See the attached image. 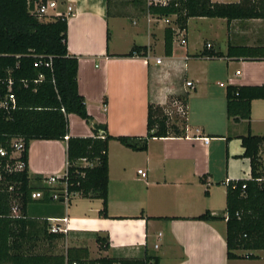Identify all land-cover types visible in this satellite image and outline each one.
I'll use <instances>...</instances> for the list:
<instances>
[{
    "label": "crops",
    "instance_id": "obj_1",
    "mask_svg": "<svg viewBox=\"0 0 264 264\" xmlns=\"http://www.w3.org/2000/svg\"><path fill=\"white\" fill-rule=\"evenodd\" d=\"M46 1L56 4L49 17L66 16L67 51L78 60V93L106 134L144 138L149 104L166 112L170 101H186L184 125L171 122L173 111L166 114L180 135L149 139L145 151L109 142L107 218L98 216L101 200L79 195L68 205L35 201L43 208L27 209V215L39 222L71 220L70 230L58 234L50 245L45 243L43 251L65 255L68 249H86L88 261L149 257L157 264H264V251L250 252L258 257L255 260L227 258L224 220L227 185L251 179L241 137L248 131L264 137V97L235 101L230 110L226 98L228 87L264 91V59L226 54L230 45L264 47V20L190 18L179 35L176 17L167 18L172 22L167 25L149 14L147 0L142 9L134 6L142 0ZM167 27L175 30L170 57L164 55ZM181 38L185 46L179 44ZM134 46L146 47L147 56L122 57ZM67 120L69 136L93 137L92 127L78 116L70 114ZM263 150L264 144L260 150L264 174ZM80 165L88 166L84 161ZM27 169L31 181L62 175L66 143L32 141ZM207 212L219 219L196 220Z\"/></svg>",
    "mask_w": 264,
    "mask_h": 264
},
{
    "label": "trees",
    "instance_id": "obj_2",
    "mask_svg": "<svg viewBox=\"0 0 264 264\" xmlns=\"http://www.w3.org/2000/svg\"><path fill=\"white\" fill-rule=\"evenodd\" d=\"M44 2L46 0H30ZM165 6L147 5L156 18L175 16L179 31H184L190 18H220L232 20H264V0H242L239 3L218 4L211 0H168ZM27 0H0V94L7 92L12 81L14 109L0 108V147L10 152L13 139H21L24 150L20 159L25 170L6 174L0 165V264H157V260L98 259L88 261L86 249H68L66 254H54L38 249L60 238L47 231L46 220L39 222L27 215L34 191H50L40 178L31 181L27 169L28 148L32 141H63L66 143V182L70 194L101 200L99 217L107 218L108 160L110 141L134 150L145 151L153 138L180 135L174 124L169 125L163 108L148 106L147 136L144 138L112 137L106 130L99 135L97 125L87 113L85 99L78 93V60L67 51L66 16L39 19L30 13ZM175 30H164V55L172 54ZM205 53V51H204ZM219 56V54H215ZM111 56V55H109ZM147 56V48L134 46L122 57ZM208 56V55H207ZM210 56V55H209ZM227 57L264 59V47L232 46ZM211 57V56H210ZM254 90L260 93L251 94ZM263 88L228 87L226 98L230 110L235 101L263 98ZM183 105L186 99L177 98ZM171 102V101H170ZM169 103L167 104V106ZM74 114L92 127L93 137L69 136L68 115ZM249 121V114H247ZM183 125L185 120H182ZM244 157L250 160L251 179L229 183L226 188L227 258L255 260L250 252L264 251V174L260 171V150L264 137L248 131L241 137ZM84 161L88 166L83 167ZM3 164V162H2ZM18 212V214L16 213ZM219 219L208 212L196 220ZM101 245L106 243L102 240ZM97 242H101L97 238ZM102 247V246H101ZM237 252H246L237 254Z\"/></svg>",
    "mask_w": 264,
    "mask_h": 264
},
{
    "label": "built area",
    "instance_id": "obj_3",
    "mask_svg": "<svg viewBox=\"0 0 264 264\" xmlns=\"http://www.w3.org/2000/svg\"><path fill=\"white\" fill-rule=\"evenodd\" d=\"M28 1V6L30 7V13L42 19L43 17L48 18L50 16V11L54 10L56 7L55 2L49 1ZM168 0H147V5H160L165 6ZM71 12V8L67 7V14ZM64 14H58L60 16ZM159 19V18H157ZM166 23H169L167 18H161ZM177 34L181 35L180 31ZM181 46L186 45V40L181 38L179 40ZM211 46L208 45L207 48ZM161 60L156 59V64H160ZM190 82L187 86H191ZM12 81H7V92L4 95L0 94V108L5 110L14 109L15 107V97L11 92ZM172 107L177 110L178 113L185 115V106L178 100L172 102ZM168 113V112H167ZM208 142V139H205ZM10 152L0 147V165L6 174H12L14 172H21L25 170V162L20 159L21 153L24 150V144L21 139H13L10 143ZM3 162V164H2ZM141 173V171H139ZM1 178V177H0ZM66 173L60 176H51L43 181V185L46 186L50 191L48 192V199L54 202H62L65 205L71 201V199L77 194H70L67 190ZM46 194L45 191H34L31 193L32 200H43ZM71 220L63 219H48V233L50 234H66L70 230ZM72 264H77L73 262Z\"/></svg>",
    "mask_w": 264,
    "mask_h": 264
},
{
    "label": "rangeland",
    "instance_id": "obj_4",
    "mask_svg": "<svg viewBox=\"0 0 264 264\" xmlns=\"http://www.w3.org/2000/svg\"><path fill=\"white\" fill-rule=\"evenodd\" d=\"M140 1V0H139ZM134 6L136 7V8H138V9H142V8H144L146 5L144 4V0H142V3H136V4H134ZM172 21V20H171ZM170 21V22H171ZM167 25H172V22H171V24L169 23V24H167ZM162 26H161V24H160V28H161ZM156 31H158V30H156ZM155 31V32H156ZM156 33H158V32H156ZM175 42H176V40H175ZM157 53H159L160 55L162 54L161 52H160V49H159V47L157 46ZM172 102L173 101H171L170 103H169V105L166 107V112H164V114L166 115V114H168V113H170V112H172V115H170V116H172L171 117V122L173 121H176L177 120V122H178V125L179 126H182V124H181V122H182V120H184V118H183V115L181 114V113H178L177 112V110L175 109V108H172ZM171 108V109H170ZM168 112V113H167ZM263 161V163L262 164H264V150H263V156H262V158H261ZM263 170H264V166H263ZM64 174V173H63ZM62 174V175H63ZM77 198V196L75 197V199ZM28 208L29 209H31V211H34V210H40V209H42L43 207H40V205H39V202H36V203H31L29 206H28ZM17 214H18V212H16ZM45 248H46V246H45V243L44 242H40L39 243V245H38V249L39 250H45ZM241 254H243V252H241Z\"/></svg>",
    "mask_w": 264,
    "mask_h": 264
},
{
    "label": "water",
    "instance_id": "obj_5",
    "mask_svg": "<svg viewBox=\"0 0 264 264\" xmlns=\"http://www.w3.org/2000/svg\"><path fill=\"white\" fill-rule=\"evenodd\" d=\"M95 130L98 131L99 135H102L104 128H103V126H96Z\"/></svg>",
    "mask_w": 264,
    "mask_h": 264
}]
</instances>
